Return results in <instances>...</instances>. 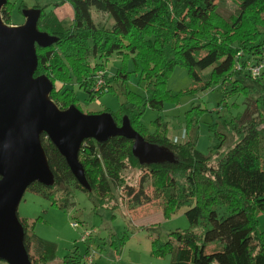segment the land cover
<instances>
[{"label": "trees", "instance_id": "1", "mask_svg": "<svg viewBox=\"0 0 264 264\" xmlns=\"http://www.w3.org/2000/svg\"><path fill=\"white\" fill-rule=\"evenodd\" d=\"M218 1L62 0L59 6L69 4L72 9L69 28L44 7H35L41 11L37 30L57 38L47 48L36 46L33 75L50 81L53 88L49 98L53 103L61 110L70 106L78 109L74 86L83 90L90 101L110 92L112 81L126 80L125 65L131 59L134 72L145 82V97L141 100L126 94V102L110 114L117 126L127 117L135 132L146 142L168 149L175 162L140 165L131 152L132 140L113 137L97 143L86 139L78 160L90 188L87 191L78 185L65 159L42 134L41 145L54 181L50 187L33 183L26 191L59 209L73 206L76 191L89 197L94 211H117L118 198L121 203L126 199L129 207L157 200L165 219L187 207L184 216L189 229L169 233L164 242L152 239V257L170 255L169 264H264V233L257 229L258 216L264 215V73L252 79L244 70L264 50V0H235L237 10L229 17L219 12ZM11 7L7 0L1 9L5 25H10ZM92 10L111 20V26L96 24ZM113 55L122 59V66L116 75L109 76L106 63ZM91 60L95 61L93 66ZM176 66L184 67L192 80L187 91L190 94L219 86L223 89L221 103L233 95L243 97L244 111L221 121L223 129L235 139L230 149L221 151L225 134L203 155L191 141L175 143L168 139L158 121L154 134L140 124L144 108L161 111L165 101L176 102V97L165 90ZM97 72H103L106 90L94 91ZM192 126L194 120L188 115L187 129ZM126 170L144 174L136 188L124 180L122 172ZM146 177L151 179V194L142 187ZM18 219L31 264L34 259L30 249L35 250L38 263L53 261L56 246L28 235L29 224L34 223ZM126 239L123 236L117 240L118 252ZM208 245L216 249L206 254ZM82 257L72 251L62 264H81Z\"/></svg>", "mask_w": 264, "mask_h": 264}, {"label": "rangeland", "instance_id": "2", "mask_svg": "<svg viewBox=\"0 0 264 264\" xmlns=\"http://www.w3.org/2000/svg\"><path fill=\"white\" fill-rule=\"evenodd\" d=\"M8 1L12 3V7L8 22L10 25L7 26L22 25L25 21L22 11L35 7H44L45 12L57 14L61 19V25L65 28H69L71 24L72 9L69 4L59 6L62 0ZM217 5L219 12L229 17L236 12L238 1L219 0ZM91 14L96 24L105 28L111 26L112 21L105 15L95 10H92ZM90 63L93 66L95 61L91 60ZM121 66L122 59L113 55L106 63V71L109 76H114ZM125 66L126 80L116 78L110 84L111 91L93 101L89 100V96L83 90L74 86L78 110L83 114L104 112L110 114L116 113L119 106L126 102V94L143 100L145 82L140 74L134 72L131 59L127 60ZM209 71L210 69L204 71V74L206 75ZM261 81L264 82L263 79ZM248 82L245 84L248 85ZM192 85L186 69L176 66L169 74L165 85V90L176 97V102L165 101L161 111L144 108L139 120L140 124L149 134H154L158 130L155 125L158 121L160 129L166 130L168 139L175 143L191 141L195 149L203 155H207L209 148L217 146L220 135L225 134L226 141L221 151L230 149L235 139L223 129L221 121L228 120L244 111L243 97L233 95L226 97L225 103H221L223 89L221 90L219 86L190 94L187 91ZM188 115L194 120V126L190 129H187ZM122 175L130 186L136 188L144 174L138 170H126L122 172ZM150 185L151 179L146 177L142 187L148 194H151L152 190ZM116 195L118 196L117 193ZM72 202L71 208L59 209L45 199L25 191L17 207V215L20 218L34 223L33 226L29 224L27 234L56 246L54 260L46 264H62L63 258L72 251H76L80 256H90L91 264H169L170 255L164 258H154L150 255L151 240L159 238L164 242L169 233L189 229V223L184 216L187 207L179 208L169 219H165L162 216L160 202L154 199L143 206L129 207L126 199L121 203L118 198L119 208L115 212L105 209L94 211L89 197L79 191L73 193ZM257 229L264 233V215L258 216ZM123 236L127 239L118 252L115 244ZM215 249L214 245H208L205 253L209 254ZM29 254L34 259L33 264H42L37 262L35 250L30 249ZM0 264L6 263L0 261ZM81 264H85L83 257Z\"/></svg>", "mask_w": 264, "mask_h": 264}, {"label": "water", "instance_id": "3", "mask_svg": "<svg viewBox=\"0 0 264 264\" xmlns=\"http://www.w3.org/2000/svg\"><path fill=\"white\" fill-rule=\"evenodd\" d=\"M7 0H0V12ZM41 11L24 9V23L7 26L0 15V261L31 264L17 207L33 183L53 184L40 136L44 134L65 159L78 185L90 190L78 160L86 139L104 143L113 137L132 140V155L140 165L174 163L166 148L146 142L127 117L117 126L109 113L83 114L76 107L59 109L49 98L52 84L34 77L36 46L47 48L57 38L37 30Z\"/></svg>", "mask_w": 264, "mask_h": 264}, {"label": "built area", "instance_id": "4", "mask_svg": "<svg viewBox=\"0 0 264 264\" xmlns=\"http://www.w3.org/2000/svg\"><path fill=\"white\" fill-rule=\"evenodd\" d=\"M237 70L241 68L236 67ZM245 73L249 75L252 79H258L264 73V50L262 53L256 58L252 59V62L249 61L245 68ZM94 91H99L100 89H105V82L103 79V72H97L95 75V86L93 87ZM75 226V224H74ZM83 260L85 264H91L90 256H83Z\"/></svg>", "mask_w": 264, "mask_h": 264}, {"label": "crops", "instance_id": "5", "mask_svg": "<svg viewBox=\"0 0 264 264\" xmlns=\"http://www.w3.org/2000/svg\"><path fill=\"white\" fill-rule=\"evenodd\" d=\"M55 15V14H54ZM56 17H57V19L59 20V21H61V19L59 18V16L56 14L55 15ZM19 217V216H18ZM20 218V217H19Z\"/></svg>", "mask_w": 264, "mask_h": 264}, {"label": "bare ground", "instance_id": "6", "mask_svg": "<svg viewBox=\"0 0 264 264\" xmlns=\"http://www.w3.org/2000/svg\"><path fill=\"white\" fill-rule=\"evenodd\" d=\"M99 114V113H98ZM122 118V117H121Z\"/></svg>", "mask_w": 264, "mask_h": 264}]
</instances>
